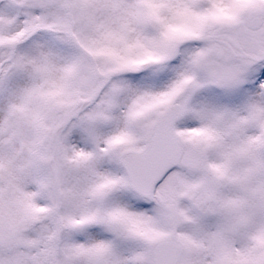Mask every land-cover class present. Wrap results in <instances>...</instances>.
Returning a JSON list of instances; mask_svg holds the SVG:
<instances>
[{
  "label": "snow or ice",
  "instance_id": "obj_1",
  "mask_svg": "<svg viewBox=\"0 0 264 264\" xmlns=\"http://www.w3.org/2000/svg\"><path fill=\"white\" fill-rule=\"evenodd\" d=\"M0 264H264V0H0Z\"/></svg>",
  "mask_w": 264,
  "mask_h": 264
}]
</instances>
